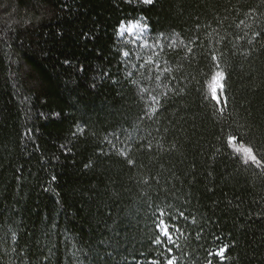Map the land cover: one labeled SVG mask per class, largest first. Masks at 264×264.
Masks as SVG:
<instances>
[{
  "label": "trees",
  "instance_id": "trees-1",
  "mask_svg": "<svg viewBox=\"0 0 264 264\" xmlns=\"http://www.w3.org/2000/svg\"><path fill=\"white\" fill-rule=\"evenodd\" d=\"M0 264H264V0H0Z\"/></svg>",
  "mask_w": 264,
  "mask_h": 264
},
{
  "label": "rangeland",
  "instance_id": "rangeland-1",
  "mask_svg": "<svg viewBox=\"0 0 264 264\" xmlns=\"http://www.w3.org/2000/svg\"><path fill=\"white\" fill-rule=\"evenodd\" d=\"M128 32L131 33V34H140L139 30L136 29L135 27L129 28ZM131 36H133V35H131Z\"/></svg>",
  "mask_w": 264,
  "mask_h": 264
},
{
  "label": "snow or ice",
  "instance_id": "snow-or-ice-1",
  "mask_svg": "<svg viewBox=\"0 0 264 264\" xmlns=\"http://www.w3.org/2000/svg\"><path fill=\"white\" fill-rule=\"evenodd\" d=\"M69 62L68 61H65V64L67 65ZM80 70H83L82 68Z\"/></svg>",
  "mask_w": 264,
  "mask_h": 264
}]
</instances>
